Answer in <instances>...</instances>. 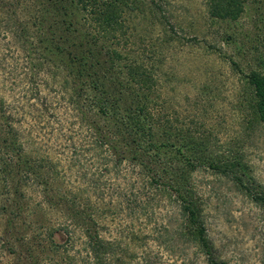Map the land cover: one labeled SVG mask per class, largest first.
I'll return each mask as SVG.
<instances>
[{
  "label": "trees",
  "instance_id": "1",
  "mask_svg": "<svg viewBox=\"0 0 264 264\" xmlns=\"http://www.w3.org/2000/svg\"><path fill=\"white\" fill-rule=\"evenodd\" d=\"M249 1L206 0V6L213 18L235 22ZM33 2L31 26L22 30L28 66L10 81L9 91L16 100L10 104L0 95V263L6 256V264H176L186 255L185 246H176V241L184 239L206 255L209 264H228L214 256L200 197L185 170L179 173L177 154L174 158L170 152L176 147L182 152L184 147L198 157L195 162L236 181L263 209L264 186L256 182L244 161L240 151L244 142L214 157L209 138L202 137L205 132L186 125L175 126L173 133L170 105L161 98L155 72L147 69L140 56L119 49L134 45L122 43L118 33H127V16H147L144 1ZM252 2L257 9L264 8V0ZM108 41L117 47H108ZM49 63L52 68L46 71ZM261 65L245 76V104L254 117L244 123L246 132L254 123L264 126ZM51 96L57 98L55 102ZM55 105L71 112L74 122L87 130L83 140L92 145H76L80 134L73 130L66 139L74 154L64 169L49 143L56 132L50 125L57 118ZM35 129H43L44 141L25 135ZM86 149L94 150L95 156L97 152L107 156L100 164L90 160L91 169H83L88 166L79 153ZM109 162L145 173L147 188L173 198L183 221L173 228L152 229L132 219L127 222L121 211L124 200L114 206L94 182L97 168L104 174L111 172ZM74 168H79L75 175L84 180L91 176V181L84 185L72 180L67 172ZM114 207L120 211L113 212Z\"/></svg>",
  "mask_w": 264,
  "mask_h": 264
},
{
  "label": "rangeland",
  "instance_id": "2",
  "mask_svg": "<svg viewBox=\"0 0 264 264\" xmlns=\"http://www.w3.org/2000/svg\"><path fill=\"white\" fill-rule=\"evenodd\" d=\"M33 1L0 0V95L10 104L16 100L9 91L10 81H15L28 66L29 52L22 30L31 26ZM143 1L147 16L134 19L127 16L124 22L127 33H118L122 43L134 45L119 49L140 56L147 69L155 72L161 98L167 99L170 105L169 126L173 125V133L175 126L186 128V125L205 132L202 137L209 138L214 157L235 149V143L241 146L244 142L240 150L244 161L249 164L256 182L264 186V126L254 123L248 132L244 130L246 120L254 117L246 108L243 89L248 72L257 64H264V8L257 9V4L250 0L238 21L225 22L210 16L206 0ZM107 44L117 47L109 41ZM45 66L46 71L52 68L51 63ZM7 75L11 76L8 80L3 78ZM50 99L55 102L57 98ZM54 107L57 118L50 125L56 132L50 136L49 143L56 149L54 156L62 161L64 169L74 154L73 149H68L71 142H67L66 136L73 130L78 131L76 145L87 144L90 148L92 145L88 139L83 140L88 136L87 130L74 122L71 112L60 105ZM25 135L39 142L45 139L43 129L26 131ZM177 140L179 147H183L182 139ZM86 150L79 153L88 166L83 169H91L90 160L100 164V159L107 156L103 152L95 156L94 150ZM174 154H177L174 161L180 168L179 173L185 170L200 197L214 256L228 264H264V209L236 181L216 173L208 164L195 162L198 157L184 147L182 152H177V147L171 150L170 155ZM111 163L107 166L111 168L110 173L104 174L97 168L94 182L102 186L100 193L114 206L124 200L121 211L127 222L132 219L152 229L155 226L173 228L183 221L173 198L156 195L153 188H147L149 179L145 173L140 175L137 168L128 164L114 167ZM76 169L79 168L67 173L72 180L87 185L92 177L84 180L75 175ZM92 170L96 171V167ZM114 208L113 212L120 211ZM176 246H185L186 254L176 264H209L207 256L193 244L184 243V239H178ZM7 261L5 256L0 264Z\"/></svg>",
  "mask_w": 264,
  "mask_h": 264
}]
</instances>
